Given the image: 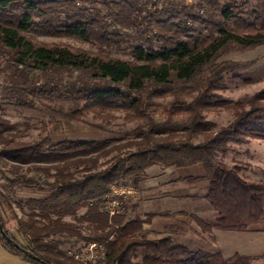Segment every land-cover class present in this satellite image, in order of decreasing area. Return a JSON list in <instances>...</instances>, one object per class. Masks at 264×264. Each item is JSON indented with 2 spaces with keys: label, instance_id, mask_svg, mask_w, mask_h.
Instances as JSON below:
<instances>
[{
  "label": "trees",
  "instance_id": "16d2710c",
  "mask_svg": "<svg viewBox=\"0 0 264 264\" xmlns=\"http://www.w3.org/2000/svg\"><path fill=\"white\" fill-rule=\"evenodd\" d=\"M37 35L90 43L95 51L39 42ZM126 42L129 58L112 56ZM262 45L264 0H0L5 99L72 122L90 115L108 126L117 113L125 122L146 121L121 140L52 144L44 137L25 143L0 112V176L6 168L12 184L50 191L43 199L15 204L21 218L0 191L2 248L31 264H77L58 247L60 238L78 237L104 244L106 264H249L252 259L245 256L224 259L218 252L191 251L170 237L148 240L142 227L154 215L127 219L126 205L127 213L110 218L103 208L111 187L136 188L151 167L201 165L203 176L187 181L206 183L195 198L216 214L212 222L190 216L202 233L248 232L264 225V183L246 182L236 166L218 159L229 143L264 141V91L237 102L217 94L227 83L250 81L238 71L251 66L218 59L231 48ZM177 84L192 100L175 104L171 114L187 115L190 125L159 134L148 111L153 99ZM63 102L65 109L58 106ZM215 109L231 112L233 120L221 128L206 121ZM5 209L29 238L27 245L10 235ZM67 217L92 235L82 237L63 221Z\"/></svg>",
  "mask_w": 264,
  "mask_h": 264
},
{
  "label": "rangeland",
  "instance_id": "374dc122",
  "mask_svg": "<svg viewBox=\"0 0 264 264\" xmlns=\"http://www.w3.org/2000/svg\"><path fill=\"white\" fill-rule=\"evenodd\" d=\"M39 42L48 44H64L75 49L95 51V48L86 42H81L75 39L69 38H54L45 36H35ZM128 41V40H127ZM126 45H122L120 49L112 51V56L121 59H127L130 56V49L126 48ZM218 61H235L242 63H250L251 66L238 71L244 78H248V82L239 83H227L226 89L222 92H218L223 100L237 102L246 101L250 99L254 94L264 91V45L250 49H238L231 48L227 53L223 54ZM3 76L0 75V112L3 117L8 120L14 131L22 133L18 137V141L25 143H32L39 141L41 138L47 137L52 144L62 140L70 141H104V140H121L126 133L131 132L137 126H145L146 121H134L125 122L123 114H114L115 119L110 121L108 126L101 125L100 120H94L92 117L86 116L83 122H72L67 119H63L57 114H50L46 111L40 110H23L15 105V101L12 99H5V91L3 89ZM191 97L188 95L186 88L183 85L177 84L172 87H168L165 93L158 98L152 100V107L149 109L148 114L151 115L152 125L155 127L157 133L162 134L169 131L180 132L182 129L190 125V118L183 114L172 115L171 110L175 104L189 103ZM59 107L67 108L68 102H63ZM55 107V106H54ZM57 108V106H56ZM205 120L217 125L218 128L225 127L233 120L231 112L225 109H215L205 115ZM94 125L102 126L101 128ZM220 162L228 167L236 166L239 169L240 176L248 183H264V141L259 139H249L244 143L228 144V151L225 155L218 156ZM107 159H102L100 162H104ZM25 174V172L23 171ZM28 176H38L33 172L28 173ZM13 176L7 172V169H3V175L0 176V191L9 196L13 203L12 209L18 218L22 217V213L15 204L23 203L28 199H43L50 194L48 190H37L32 188H24L17 184H12L10 181ZM50 180V179H48ZM184 185H181V187ZM186 186V185H185ZM187 192L196 195H202L205 192V185L196 184L195 188L186 186ZM137 190V189H136ZM135 199V198H134ZM133 199V200H134ZM127 205L131 207L133 201ZM199 202V200L191 201V203H185L183 207H189ZM205 202V201H203ZM206 203V202H205ZM207 204V203H206ZM156 210H172L177 205L172 202H155L153 203ZM180 207H182L180 205ZM125 212L127 210L124 208ZM212 211V210H211ZM23 212L26 213V208H23ZM124 212V211H123ZM213 212V211H212ZM82 212L79 213V215ZM127 219L134 218L136 215L128 210ZM144 218V216H143ZM4 220L6 221V227L14 230L16 237L23 242H28V237H24L20 234L15 227V222L11 217V213L5 209ZM65 222L74 225L82 237H89L92 232L85 225L76 224L72 218H64ZM264 227V226H263ZM144 228V227H143ZM163 228L160 225L149 227V229H143V233L148 240H158L164 237L158 233ZM225 238H220L223 245L231 250L237 251L244 247H250L251 241L245 234L227 233ZM230 234V235H229ZM61 244L59 250L68 255L85 242L78 237H62L60 238ZM250 242V243H249ZM260 245L264 244L262 239H259ZM204 247L203 244L199 246ZM137 259H133L136 262ZM249 264H264L263 254L261 256H253Z\"/></svg>",
  "mask_w": 264,
  "mask_h": 264
},
{
  "label": "crops",
  "instance_id": "0c3cea01",
  "mask_svg": "<svg viewBox=\"0 0 264 264\" xmlns=\"http://www.w3.org/2000/svg\"><path fill=\"white\" fill-rule=\"evenodd\" d=\"M1 171V168H0ZM203 176L201 165H194L185 168H161L158 166L151 167L146 171V177L136 185L137 196L131 204L130 212L141 218L148 214L154 215L149 224L143 225V229L160 225L163 229L158 231L161 237H170L177 246H183L191 251L203 250L207 253L218 252L224 259H229L234 255L245 256L253 259V256L264 254V225L255 226L252 231L232 232L248 235L251 241L250 247H244L237 251L231 250L220 241L230 232L221 230H212L211 233H202L200 228L190 219V216H196L206 222H212L216 218L215 212H212L208 204L203 199L195 198L196 194L187 192L186 186L195 188L196 184L205 182H189L188 179H196ZM181 185H184L181 187ZM186 185V186H185ZM198 196V195H197ZM199 200L195 205L183 207L185 203ZM172 202L176 206L172 210H156L153 203L155 202ZM132 203V202H131ZM180 205L182 207H180ZM11 227L10 235L21 242ZM10 229V228H9ZM230 235V234H229ZM25 245L26 243L23 242ZM250 243V242H249ZM203 244L204 247L200 248ZM0 264H31L7 253L0 244Z\"/></svg>",
  "mask_w": 264,
  "mask_h": 264
},
{
  "label": "built area",
  "instance_id": "2783aa9c",
  "mask_svg": "<svg viewBox=\"0 0 264 264\" xmlns=\"http://www.w3.org/2000/svg\"><path fill=\"white\" fill-rule=\"evenodd\" d=\"M137 196V190L132 184L111 187L106 196L104 211L111 218L123 213L126 205ZM27 245V243H26ZM77 264H106L104 244L85 243L74 252L68 254Z\"/></svg>",
  "mask_w": 264,
  "mask_h": 264
},
{
  "label": "water",
  "instance_id": "95a60500",
  "mask_svg": "<svg viewBox=\"0 0 264 264\" xmlns=\"http://www.w3.org/2000/svg\"><path fill=\"white\" fill-rule=\"evenodd\" d=\"M33 259H36L35 257Z\"/></svg>",
  "mask_w": 264,
  "mask_h": 264
}]
</instances>
